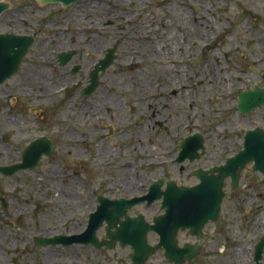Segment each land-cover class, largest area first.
Returning <instances> with one entry per match:
<instances>
[{
    "label": "rangeland",
    "instance_id": "rangeland-1",
    "mask_svg": "<svg viewBox=\"0 0 264 264\" xmlns=\"http://www.w3.org/2000/svg\"><path fill=\"white\" fill-rule=\"evenodd\" d=\"M42 1L0 0L9 3L12 9L4 14L2 21L6 25H0V33L20 36L36 33L39 42L82 33L76 41L84 43L82 37L85 36L89 46L98 45V48L96 52L90 51L82 70L74 76L69 73V66L62 69L53 66L49 71L40 68V63L30 54L23 61L19 73L0 86V116L6 112L17 118L19 106L25 103L43 110L49 108L46 104L55 98L62 102L68 92L81 85L86 86L89 70L104 57L107 48L116 47L115 62L100 76V86L92 96L95 100L98 95L105 98L118 96L120 104L127 108L123 107L119 116L117 108L112 107L108 117L100 115L90 122L96 134L91 148L84 152L86 155L80 161L86 168H91L89 173L98 185L96 193L100 191V196L108 199L142 197L161 178L169 179L177 186L191 187L199 183L192 175L193 171L223 166L228 158L242 149L246 131L257 127L264 131V106L244 115L236 111L237 98L243 91L253 90L255 84L264 89V0H82L67 10L54 8L43 13L38 6L56 4L43 5ZM107 2L116 4H113L111 16L104 18L103 13L108 9L99 4ZM199 9H203L204 15L199 13ZM117 19L121 21L117 23ZM110 21L117 25L108 24ZM36 51L37 47L30 50ZM211 65L213 69L207 77L203 73ZM214 77H221L220 82L217 83ZM225 79L227 86L223 89L221 86ZM54 85L66 86V89L54 92ZM146 88H154L155 98L160 100L153 104V110L163 109L168 96L166 90L174 93L171 97L173 109L165 124L157 126V118H152L141 105V100L132 96V91ZM35 89L33 97L20 95ZM9 97L15 98L18 105H10L13 99L5 103ZM76 101L78 98L73 102ZM69 113L65 109L54 123L66 121L64 129L72 128L78 121L74 119L73 110ZM158 113L164 115L162 110ZM22 116L30 123L31 129L40 128L39 132H43L47 128L46 125L41 128L39 120L32 114ZM108 124L114 125L110 136L99 129ZM77 127L82 128L80 123ZM21 128L14 124L6 132L11 133L8 144L18 149L27 140L19 138L18 130ZM0 133L5 134L2 130ZM193 134L203 136L205 154L191 163L178 165L180 145ZM103 135L104 140H101ZM98 147L100 151L107 152L101 161H98ZM58 154L54 157L60 161ZM47 163L49 160H42L41 172L50 167ZM129 174L133 179L126 183L133 187L127 191L120 184V176ZM240 179L235 192L230 190V179L225 180L220 217L206 231L208 240L204 250L210 256L201 261L212 264L214 255L218 264L223 261L224 264H249V259L245 263L234 261L229 255L230 245L243 241L246 251L250 252L257 237L264 233V178L253 171L252 164H247ZM91 199L86 198L88 203L80 216L71 220L73 226L80 227L85 214L92 213ZM160 206L159 201L151 207L138 204L128 215L142 214L147 222H151L159 215ZM63 215L64 209L49 202L41 215L25 220V230L30 234L24 235L25 244L18 250L23 256L21 264H77L78 261L71 260L72 250L70 252L69 248L48 246L31 249L29 236L48 238L55 233H65ZM72 216L69 214L67 219ZM3 227L0 224V241ZM241 228L248 235L237 241L235 235L240 234ZM227 232L232 235L231 239ZM102 236L103 231L99 233V237ZM148 238L149 243L156 239L152 233ZM209 247L212 249L208 250ZM85 250L80 260L84 257L90 264H105L97 258V253ZM106 251L108 259L119 252ZM5 252L9 257L14 256L9 249ZM49 256L51 258L46 260ZM3 259L0 251V264ZM261 264H264V254Z\"/></svg>",
    "mask_w": 264,
    "mask_h": 264
},
{
    "label": "flooded vegetation",
    "instance_id": "flooded-vegetation-1",
    "mask_svg": "<svg viewBox=\"0 0 264 264\" xmlns=\"http://www.w3.org/2000/svg\"><path fill=\"white\" fill-rule=\"evenodd\" d=\"M74 4L77 3H72L69 6L64 4L38 6V9L41 10L42 13L54 8L59 11H64L71 8ZM113 4L116 3L107 2L105 4H99V6H104L108 9V11H104V17L111 16L112 10L114 9ZM10 10L12 9H9V11ZM4 14L0 15V25L5 26L6 23L2 21V19L4 18ZM5 20L6 18L4 19V21ZM120 21L121 20L117 19V23ZM117 23L114 24L113 21L108 22V24L113 25H117ZM80 34L78 33L77 35H75L76 37H72V35H62L61 37H56L55 39L51 38V40H49V38H46L42 41L40 40V42L38 41L36 33L28 34L33 37L34 43L31 48H29L27 57L32 54L37 63H40V68H44L47 71L52 69L53 66H57L61 69L63 67L69 66L68 71L72 76H74L76 72L82 70L81 67L85 65L86 56L90 55V51L96 52L95 50L98 48V45L89 46V43L85 41V36L82 37L84 43H82L81 41H76L77 39H79V36H81ZM33 47H37L36 52H30ZM66 54L70 55V59L67 64L62 65L61 57ZM26 58H24V60ZM87 76L89 77V72L87 73ZM86 86L81 85L79 88H75L73 92H68V96H64L62 102L58 101L55 98L53 101L48 102L47 104L45 103L49 106V108L42 110L36 108L35 105H30L31 108H29L30 106L25 105V103L19 106V115L17 116V118H14L12 113L6 114V112L0 116V123H2V125H0V130L5 133H0V224H3L4 226L3 230L1 231V233L3 234L2 240L0 241V251L4 256V259L2 260L3 263L1 264L22 263L23 256L18 253V250L22 245L25 244L26 236L24 235L30 234L25 230V220H31L37 215H41L44 211H46V206L49 202H54L57 207L64 209L65 215H63V217L65 221H63L62 224L65 233H55L53 236H48V238H70L74 236H80L87 229L89 221L88 216L90 213L85 214L83 218L84 223L80 227L73 226L71 224V220L75 217L80 216L83 207H86L88 203L86 202V198H92L91 200L94 210H96L100 205L99 200L102 198V196H100V191L96 193V190L99 188L94 180H92V176L89 173L91 168H86L83 163L80 162L82 157L86 155L84 152L89 151V149L91 148L92 142L94 141L93 137L96 134L90 122L96 120V117H99L100 115H105L108 117V115H110L112 107L117 108V110L120 112V116L122 114L121 109H123V107L127 108V106H122L120 104L121 98L119 99L118 96L115 98H113L112 96H108L106 98L107 100H101L99 98L95 100L92 94L86 96L84 94ZM60 88L63 87L56 86V89H53V91L55 92ZM64 89H66V86H64L63 90ZM35 91L36 89L22 92L20 93V95L22 97L30 98L33 93H35ZM166 92L168 93V96L163 102V109L155 108L153 110V104L160 101L155 98L154 88L147 90L143 89L142 91H132V96L134 95V98L141 100L140 103L141 105H144L145 111L148 112V114H150L152 118H157V126L165 124L169 121L168 117L173 109L171 97L174 95V93L168 90H166ZM47 94H50V92H47ZM138 94L139 96H137ZM77 98L78 101L73 102ZM9 99H13V101H11L12 103L10 102V105H18V102L13 97L7 98L5 103H9ZM1 106L2 105L0 104V110ZM65 109L70 111V113L73 110V114L75 116L74 119L78 121L77 124H81L82 128H75L77 124L74 123V126L72 128L68 127L67 129H64L67 126L66 121L64 123H54V119L57 120L56 117L60 118ZM159 110H162L164 112V115H160L158 113ZM22 114H32L33 118L39 120V124L42 125L40 126L41 128L45 125L47 126V128L44 129L43 132H39L40 128L36 130L31 129L30 123L24 121ZM14 124H18L19 127H22L20 130H18L19 138L27 139L19 149L8 144V141L11 138V133L6 132ZM23 126H25V128H23ZM113 126L114 125L108 124L105 127H99V129L104 132H108L107 135L110 136L114 129ZM197 135L201 137L202 146L204 147L203 136L199 134ZM104 137L105 135L100 136V139L104 140ZM39 139H46L45 141H47L51 146H47L51 154H44L42 159L34 167L26 166L23 168L15 169L13 165L17 164L20 161L22 153L31 144H33V141ZM203 151V154H205V147ZM57 152L59 153L58 158L60 159V161H57V158L55 159L54 157ZM43 159L49 160V163H47L46 165H49L50 167L41 172L39 169L42 166L40 165V163ZM187 162L191 163L189 161ZM182 169L183 168L181 167L180 170ZM85 172H88L90 176L88 177ZM165 188L166 187H162V189ZM69 214H72L73 216L68 220L67 217L69 216ZM159 214H162L161 210ZM254 217L255 218L253 221L256 220V215H254ZM210 224L212 223L205 224V226L201 230L203 240L200 243L198 252L193 258L194 260L187 261V259H181L178 263L173 261L171 262V260H169V258L166 256V250L160 249L157 250L151 257H149V259L146 260L145 264H210V262L201 261L205 257L210 256L206 255L208 251L204 250L205 243L208 240L206 231L208 230ZM102 231L103 236L99 237V233ZM226 234L230 235L229 239H231L232 235L230 234V232H227ZM105 235L106 230L104 229L103 225L99 228V230H97L95 237L100 243H105L107 241H110L108 238H106ZM247 235V231L244 230V228H241L240 234L235 235L236 240H241ZM262 235H264V233H260V236L257 237V241L253 244L252 248H250V252L246 251L245 246H243L245 245L243 241H238V245L231 244V248L229 250L230 257H232L234 261H242L243 263H245L246 259H249V264H253L255 258L254 247ZM153 236L156 239L153 241V243L150 244L154 246L159 242L160 238H158V236L155 234H153ZM29 237L32 250L40 247L39 245H36V239H48L46 237L39 236ZM175 237L177 241V247L180 249H182L185 245L193 246L198 242L196 236H191L189 234V231H178ZM62 247L69 248L70 252L72 250L71 260L78 261L77 264H90V261L84 257L82 258V260H80V256H83L84 251H86L85 249L97 253V258L101 259L102 263L105 264H132L131 256L133 255V251L129 246H127L126 248H122L119 245V242H116L112 249H107L105 245H101V247L97 248L94 245H81L77 243H73L68 247ZM7 249L14 252V254H12L14 255L13 257L7 256L8 252H5ZM209 249L212 248L209 247L208 250ZM106 250H117L119 252L114 254L112 256V259H108ZM212 258L214 259L211 263L218 264V261L217 259H215L214 255ZM224 262L225 261L221 262L220 264H224Z\"/></svg>",
    "mask_w": 264,
    "mask_h": 264
},
{
    "label": "water",
    "instance_id": "water-1",
    "mask_svg": "<svg viewBox=\"0 0 264 264\" xmlns=\"http://www.w3.org/2000/svg\"><path fill=\"white\" fill-rule=\"evenodd\" d=\"M78 1L81 0H44L43 3L70 5ZM8 8L10 9L8 3L0 2V15ZM32 42L33 38L29 35L0 34V86L18 72L20 63L27 55ZM115 52V48L107 49L104 59L100 60L89 73L88 86L84 92L86 95L97 89L100 74L103 75L114 63ZM61 59V64L65 65L69 61L70 55H63ZM238 101L237 111L242 114L252 112L264 105V90L256 84L253 90L241 93L238 96ZM45 140L33 141V144L22 153L21 163L14 165V167L16 169L26 166L34 167L44 154L50 155V150L47 148L50 145ZM243 145V150L239 151L233 158H228L223 166L212 167L208 171H196L194 175L200 183L194 187H177L175 182L162 178L153 183L147 195L143 197L129 200L125 198L115 199L113 201L102 197L96 211L89 215L88 227L83 234L70 238L36 239L35 243L39 246L61 244L65 247L71 246L73 243L90 244L97 248L105 245L111 249L116 242H119L121 247L129 246L133 250L132 264H144L160 248L166 250V256L171 262L178 263L181 259L192 261L203 240L202 228L207 222L215 223L219 218L222 199L225 195L222 190L226 178L231 180L230 188L235 191L241 180V173L246 164L251 162L253 163V170L259 171L264 176V132L259 128L245 132ZM180 148L178 163L200 159L204 152L202 139L198 135L186 138ZM163 185H167V188L161 191L160 188ZM160 199H162L161 209L165 212L164 215L154 218L152 223H147L141 214L136 215V218L126 215L127 210L136 207L138 204L145 203L147 206H151ZM103 223H105L106 238L110 241L100 243L95 234ZM179 230H188L191 236H196L198 242L193 246L185 245L182 249L178 248L175 235ZM149 232L157 234L160 238L157 245L147 244L146 237ZM263 248L264 236L255 247V264H259L261 261Z\"/></svg>",
    "mask_w": 264,
    "mask_h": 264
},
{
    "label": "bare ground",
    "instance_id": "bare-ground-1",
    "mask_svg": "<svg viewBox=\"0 0 264 264\" xmlns=\"http://www.w3.org/2000/svg\"><path fill=\"white\" fill-rule=\"evenodd\" d=\"M118 1H120V0H118ZM203 12V9L202 10H200L199 9V13H201L202 15H204V13H202ZM103 17H104V15H103ZM105 18V17H104ZM201 18V17H200ZM127 65H130V64H128L127 63ZM213 66L211 65V67L210 68H207V70H205V72L203 73L205 76H210V74H211V72H212V68ZM214 80L216 79V80H218L217 81V83H219L220 81V79H221V77L220 78H213ZM226 86H227V81H226V79H225V84L224 85H222L221 87L223 88V89H225L226 88ZM148 88H146V90H147ZM98 98L99 99H101V100H107L106 98H103V97H101L100 95H98ZM108 150V149H107ZM96 151H98V153H99V156H98V161H101L102 160V157H104L105 156V154L107 153V152H103V151H100V148L98 147L97 148V150ZM104 160H106V159H104ZM122 172V171H121ZM124 172V171H123ZM122 172V173H123ZM139 174V173H138ZM137 176V175H136ZM123 178V179H122ZM121 178V176H120V180H121V183L120 184H122L121 186L124 188V190H129V188L131 187H133L132 186V184H127L126 182H128V181H131L132 179H133V177L131 176V178H130V174L129 175H126V176H124V177H122ZM138 185H140V184H138ZM55 256V255H54ZM51 258V256H49V257H47L46 258V260H49Z\"/></svg>",
    "mask_w": 264,
    "mask_h": 264
}]
</instances>
